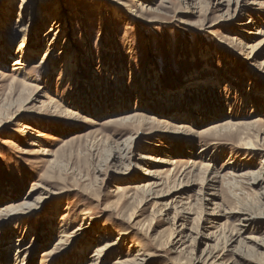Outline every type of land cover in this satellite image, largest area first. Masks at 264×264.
<instances>
[{
    "label": "rangeland",
    "instance_id": "1",
    "mask_svg": "<svg viewBox=\"0 0 264 264\" xmlns=\"http://www.w3.org/2000/svg\"><path fill=\"white\" fill-rule=\"evenodd\" d=\"M118 262L264 264V0H0V264Z\"/></svg>",
    "mask_w": 264,
    "mask_h": 264
},
{
    "label": "bare ground",
    "instance_id": "2",
    "mask_svg": "<svg viewBox=\"0 0 264 264\" xmlns=\"http://www.w3.org/2000/svg\"><path fill=\"white\" fill-rule=\"evenodd\" d=\"M53 29L51 30V32L53 31V30H56L57 28H59L60 29V27H58V24H53ZM24 52V51H23ZM34 53V52H33ZM36 53V52H35ZM24 55H25V53H24ZM25 65H26V62H24L23 63V60L22 61H20V60H18V59H16L15 60V62H14V64H13V67H14V71H22V70H24V68H25ZM45 67V66H44ZM196 78V77H195ZM198 84V83H197ZM174 94H175V92H174ZM177 94V93H176ZM169 97H170V95L168 94V96H167V98L169 99ZM151 97L149 96V99H150ZM253 124V122H251V123H248V124H233V123H230V122H227L226 124H224L223 126H221L220 128H217V129H223V130H231V129H236L237 127H240L241 125H244V126H247V125H252ZM216 129V128H215ZM243 145H244V148H246V149H249V148H255V145H254V142H252V140L250 141H245V142H243ZM220 212V211H219ZM233 212V211H232ZM235 212V211H234ZM239 212H241V211H236V213H238L239 214ZM243 212V211H242ZM226 213V212H225ZM228 213V212H227ZM226 213V214H227ZM225 214V215H226ZM251 214V213H250ZM207 215V214H206ZM209 215V214H208ZM211 215V214H210ZM214 216H215V213L213 214ZM212 215V216H213ZM254 215V214H253ZM211 216V217H212ZM208 217H210V216H208ZM209 219V218H208ZM216 220H214V222H215ZM239 225L237 224V233L235 234L236 236H238L239 238L241 237V234L244 232V231H246L247 230V228L249 229V226L251 225V223H252V218L250 217V216H243V215H241V216H239ZM209 222V221H208ZM256 223V222H255ZM254 223V224H255ZM184 224V223H183ZM244 227V228H243ZM183 228V227H182ZM234 228V229H235ZM246 228V229H245ZM184 229V228H183ZM187 229V228H186ZM185 230V229H184ZM235 231V230H234ZM183 234V233H182ZM235 236V237H236ZM62 237H64V236H62ZM248 240L249 241H252L253 242V240H254V238L252 239V238H248ZM243 241V240H242ZM105 250V247H100L99 249H97V254H94L93 255V257H96V256H100L101 255V253L103 252ZM126 262H128V261H126ZM117 264H123L122 262H118Z\"/></svg>",
    "mask_w": 264,
    "mask_h": 264
}]
</instances>
